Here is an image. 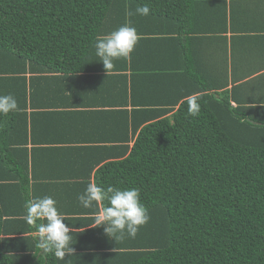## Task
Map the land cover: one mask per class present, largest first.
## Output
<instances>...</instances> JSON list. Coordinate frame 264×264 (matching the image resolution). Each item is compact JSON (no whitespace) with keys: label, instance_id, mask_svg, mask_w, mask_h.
Returning a JSON list of instances; mask_svg holds the SVG:
<instances>
[{"label":"trees","instance_id":"1","mask_svg":"<svg viewBox=\"0 0 264 264\" xmlns=\"http://www.w3.org/2000/svg\"><path fill=\"white\" fill-rule=\"evenodd\" d=\"M145 4L149 15L135 14ZM198 4L195 0H0V95L12 94L18 104L14 113L0 115V236L29 234L0 238V264H264V140L253 144L246 135L241 138L228 130L237 117L264 129L257 113L264 111L259 106L264 103L234 107L235 98L227 90L198 96L196 116L189 115L187 100L161 120L143 117L146 113L155 117L150 111H137L143 118L134 124L139 131L134 146H113L116 154L103 156L120 159L100 167L95 184L105 189L138 188L148 209L150 220L135 238L115 241L103 226L97 227L95 214L107 201L84 208L77 199L89 183L67 189L74 203L64 209L76 214L66 221L79 231L70 233L75 251L64 259L37 248L35 229L25 219L6 218L15 213H10L15 207L7 202L6 190L17 188L21 205L15 216H26L29 189L37 181L33 160L47 151L64 152L59 147L29 146L44 129L41 121L52 117L37 111L54 104L45 95L47 80L63 81L88 71L85 66L96 61L97 40L125 24L135 27L139 36L150 34L146 30L150 24L160 28L171 21L186 34L198 32L197 11L216 10ZM129 11L133 15H127ZM136 49L137 45L132 54ZM181 54L177 51L176 56ZM123 59L122 69L128 68ZM191 75L198 81L204 78ZM104 77L108 75L98 79ZM206 85L209 90L225 88ZM99 149L107 153L109 148ZM84 227L91 228L81 231Z\"/></svg>","mask_w":264,"mask_h":264},{"label":"crops","instance_id":"2","mask_svg":"<svg viewBox=\"0 0 264 264\" xmlns=\"http://www.w3.org/2000/svg\"><path fill=\"white\" fill-rule=\"evenodd\" d=\"M198 1V6L204 3L216 10L197 11L194 26L198 32L191 35L179 30L176 21L159 28L146 18V23L150 24L146 30L149 29L150 34L139 36L137 49L126 59L128 68L122 69L125 67L122 58L114 61L115 67L106 71L95 56L96 61L90 58L91 63L85 66L88 71L70 75L63 81L42 78L47 80L45 95L53 98L54 104L37 111L49 112L52 117L41 121L44 129L35 137L37 142L29 146L59 147L64 152L47 151L42 158L33 160L32 173L36 174L37 181L29 189L30 199L51 196L57 201L58 210L63 211L64 223L69 227L66 220L75 218L73 214L76 213L64 209L74 203L70 202L67 189H73L72 184H82L76 186L80 189L83 184L95 183L100 167L120 159L103 157L116 154L113 146L132 148L139 133L135 132L134 124L143 117L169 118L194 94L200 96L226 90L235 98L234 107L238 103L255 104L252 106L264 103V0H195ZM154 28L158 30L153 31ZM165 28L172 32H159ZM177 51L182 54L176 56ZM192 59L202 64H195ZM192 72L204 78L198 81ZM94 75L97 77H90ZM101 75L109 78L98 79ZM206 84L225 88L209 90ZM259 97L262 98L258 100ZM137 111H150L155 117L147 113L140 117L142 114ZM102 146L109 148L107 153V149H99ZM19 197L17 188L6 190L7 202L15 207L10 211L15 213L6 217L9 221L25 219V215L15 216L21 205H17ZM70 228L71 232L79 231ZM26 236L29 234L12 232L0 238Z\"/></svg>","mask_w":264,"mask_h":264},{"label":"clouds","instance_id":"3","mask_svg":"<svg viewBox=\"0 0 264 264\" xmlns=\"http://www.w3.org/2000/svg\"><path fill=\"white\" fill-rule=\"evenodd\" d=\"M147 4L135 10V14L148 16ZM127 15L133 13L129 11ZM139 41L137 29L129 24L122 25L108 35L97 40L95 54L106 71L114 67V61L129 58ZM188 113L196 116L200 112L199 97L195 94L188 100ZM18 109L16 98L12 94L0 95V115L14 113ZM84 208H93L94 203L107 201V206L95 214L94 223L103 226L104 233L111 239L123 240L135 238L140 228L145 226L150 215L141 202L138 188L108 187L89 183L83 193L77 197ZM25 220L35 229L36 246L44 253H52L59 259L74 253L72 247V229L64 223L65 217L57 208V201L51 196L35 197L25 202Z\"/></svg>","mask_w":264,"mask_h":264},{"label":"rangeland","instance_id":"4","mask_svg":"<svg viewBox=\"0 0 264 264\" xmlns=\"http://www.w3.org/2000/svg\"><path fill=\"white\" fill-rule=\"evenodd\" d=\"M258 115L262 119H260L261 122L264 121V111L260 112V110L257 112ZM229 131H232L237 134L238 136L242 138V136L246 135L248 139H250V143H255V142H261L264 140V129L260 128V124H256L252 122L249 124L247 120L239 119L238 117L235 118L234 123L229 126ZM254 132L257 134L256 136H259L258 138L254 137Z\"/></svg>","mask_w":264,"mask_h":264}]
</instances>
